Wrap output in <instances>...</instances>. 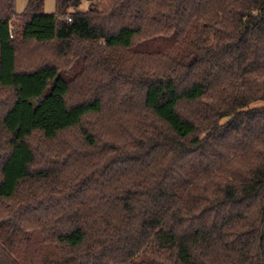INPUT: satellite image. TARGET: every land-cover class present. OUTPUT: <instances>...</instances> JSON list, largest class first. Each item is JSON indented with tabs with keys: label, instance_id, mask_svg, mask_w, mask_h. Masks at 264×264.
Listing matches in <instances>:
<instances>
[{
	"label": "trees",
	"instance_id": "obj_1",
	"mask_svg": "<svg viewBox=\"0 0 264 264\" xmlns=\"http://www.w3.org/2000/svg\"><path fill=\"white\" fill-rule=\"evenodd\" d=\"M83 1L0 0V264H264V0Z\"/></svg>",
	"mask_w": 264,
	"mask_h": 264
},
{
	"label": "rangeland",
	"instance_id": "obj_2",
	"mask_svg": "<svg viewBox=\"0 0 264 264\" xmlns=\"http://www.w3.org/2000/svg\"><path fill=\"white\" fill-rule=\"evenodd\" d=\"M15 1V14L19 15L21 14L27 3L30 0H14ZM99 3V0H92L91 2L83 1L81 5L78 7V11H86L89 5L97 6ZM41 13L43 14H54L56 11V3L55 0H42V5L40 7ZM65 17H61L60 20L64 19ZM12 25H17L18 19L15 17L12 18ZM55 46V44H53ZM53 45H28L26 47H23V50L19 53V63L21 64V68L25 70L36 68L43 64H55L58 67H60L65 73H68L69 75L74 71L76 73L78 71L77 68H79L82 63H74L72 59L69 57H62L57 55V52L55 50V47ZM27 56L29 57V60L26 61ZM25 57V58H24ZM93 69V66H92ZM72 83L70 94L67 98V102L69 104H75L78 102H81L85 100L87 97L83 93H81L77 87ZM96 117L92 118V124L94 123L95 128L97 131L100 130L101 127H104V124L101 126V118L99 120L95 119ZM90 119V118H89ZM89 122V121H88ZM87 124V123H86ZM101 134V132H98ZM63 139L72 145H81L82 138L79 134V129H75L73 131L67 132ZM106 139V138H104ZM29 145L37 151V160L39 164H42L41 156L46 153V150L48 149V144L43 142V140L40 137H35L33 139H30L28 141ZM76 147V146H75ZM48 151V150H47Z\"/></svg>",
	"mask_w": 264,
	"mask_h": 264
},
{
	"label": "built area",
	"instance_id": "obj_3",
	"mask_svg": "<svg viewBox=\"0 0 264 264\" xmlns=\"http://www.w3.org/2000/svg\"><path fill=\"white\" fill-rule=\"evenodd\" d=\"M64 20H66L67 22H69V21H70L68 17H65V18H64Z\"/></svg>",
	"mask_w": 264,
	"mask_h": 264
}]
</instances>
